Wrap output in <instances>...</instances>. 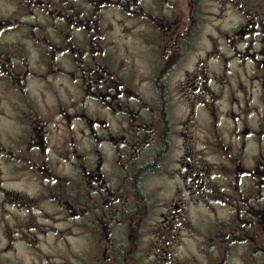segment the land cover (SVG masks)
<instances>
[{"label": "flooded vegetation", "instance_id": "af4514ba", "mask_svg": "<svg viewBox=\"0 0 264 264\" xmlns=\"http://www.w3.org/2000/svg\"><path fill=\"white\" fill-rule=\"evenodd\" d=\"M0 154V264H264V0H0Z\"/></svg>", "mask_w": 264, "mask_h": 264}, {"label": "clouds", "instance_id": "9594fccd", "mask_svg": "<svg viewBox=\"0 0 264 264\" xmlns=\"http://www.w3.org/2000/svg\"><path fill=\"white\" fill-rule=\"evenodd\" d=\"M213 10H215V9H213ZM208 31H211V29H208ZM212 35H216V33L215 32H212ZM6 39H11V37H6ZM210 45L208 46V48L210 49ZM203 55V52H198L197 53V56H202ZM137 64L138 65H140L141 64V62L138 60L137 61ZM167 68H168V66L166 65L165 67H164V69L163 70H161L160 71V75L161 76H163L166 72H167ZM42 70V69H41ZM189 71H191V68H189L188 69ZM144 74H145V69L141 66V67H139V69H138V72H137V76H138V78H141L142 76H144ZM48 102L49 103H51L52 102V100H51V96L49 95V100H48ZM56 119L57 120H59V117H56ZM7 123V122H6ZM53 127H55V123H53V125H52ZM22 150V149H21ZM0 156H2V154H0ZM54 156H55V154L54 153H52V152H50L49 153V158L50 159H53L54 158ZM16 165H20V162L19 161H15L14 162ZM0 167H3L4 168V171H5V174H6V176H7V174H8V167H10V166H4L3 165V163H2V161H0ZM24 176V173L23 172H17L16 174H15V176L13 177V179H15V177H23ZM23 181L21 180V183H22ZM55 181H52V183H54ZM45 183H47V182H45ZM5 187H17V186H19V184H6V185H4ZM11 211L12 212H15V209L13 208V209H11ZM44 211H47V209L44 207V206H41V207H35V208H33L32 209V214L35 216V217H37L38 219H40L41 218V216H42V213L44 212ZM19 215H26V213H19ZM5 219H7V220H9V221H11V216H7V217H5ZM40 222L41 223H50V221L49 220H43V219H41L40 220ZM63 225H58V227H62ZM31 231H35V229H31ZM17 235H19V233H17ZM51 241H52V234H49V236H48V242H49V244H51ZM73 243H75V242H73ZM16 247H21L20 245H16ZM61 247H63V245H61ZM50 249L49 248H44V251L45 252H48ZM21 255H23L22 253H21ZM8 256H11V253H9L8 254ZM24 259H27L26 257H24Z\"/></svg>", "mask_w": 264, "mask_h": 264}]
</instances>
